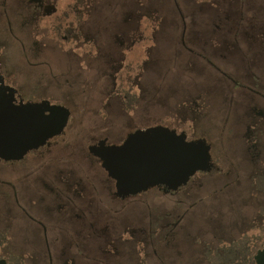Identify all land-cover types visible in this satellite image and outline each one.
<instances>
[{"label":"rangeland","instance_id":"obj_1","mask_svg":"<svg viewBox=\"0 0 264 264\" xmlns=\"http://www.w3.org/2000/svg\"><path fill=\"white\" fill-rule=\"evenodd\" d=\"M79 2L87 16L82 36L97 41L94 52L89 53V45L82 57L78 46L75 52L70 49L72 38L47 37L36 21L26 30L13 18L15 25L9 27L0 8L2 74L25 98L42 86L38 98L47 97L72 113L64 137L49 150L26 157L21 162L25 167L0 161V204L9 208L15 203V188L25 206L21 190L27 188L26 196L40 205L37 211L28 210L29 228L18 215L21 220L13 223L11 232L1 221L0 231L10 234L18 254L27 250L35 255L34 243L44 241L35 222L42 223L49 230L55 262L59 235L66 237V264H209L206 246L216 245L215 240L226 245L241 242L255 225L258 202H264V195L259 194L257 202L246 188L250 169L258 166L247 160L244 137L254 130L262 134L257 148L262 159L258 165L263 164L264 99L258 93L264 95V0ZM8 4L10 13H31L33 8L30 0ZM149 31L151 43L139 55L133 39ZM32 46L34 57L26 60L22 53ZM115 64H123V71L132 67L130 92L138 95L137 102L122 100L124 93L113 83ZM157 126L185 132L190 142L205 140L217 170L193 177L178 192L182 203L153 195L118 200L114 183L88 147L103 137L120 144L137 130ZM60 203L64 214L55 212ZM41 212H48L54 222ZM157 216L161 228L151 239L150 225ZM176 217L179 228L170 231ZM25 230L32 235L29 250ZM259 248L252 244L242 256L243 264H250Z\"/></svg>","mask_w":264,"mask_h":264},{"label":"water","instance_id":"obj_2","mask_svg":"<svg viewBox=\"0 0 264 264\" xmlns=\"http://www.w3.org/2000/svg\"><path fill=\"white\" fill-rule=\"evenodd\" d=\"M17 93L5 85L0 74V160L5 162H21L29 153L47 146L64 133L71 118L68 108L49 101L15 106ZM89 152L115 182V195L120 199L157 187L177 192L198 173L214 168L205 140L190 142L184 132L162 126L138 130L121 145L101 140L90 146ZM255 264H264V249L255 256Z\"/></svg>","mask_w":264,"mask_h":264},{"label":"flooded vegetation","instance_id":"obj_3","mask_svg":"<svg viewBox=\"0 0 264 264\" xmlns=\"http://www.w3.org/2000/svg\"><path fill=\"white\" fill-rule=\"evenodd\" d=\"M9 2H10V0H3L0 3L1 12H3L4 16L6 15L8 17V18H6V21H7L6 23L9 25V27H13L15 25V24H12L15 22L11 21L13 18L20 19L21 20L20 23L22 24V26H25L26 30L32 24V21H34V22L36 21L37 27H41V28H38V30L41 29L43 31V33L45 34V36H47V37L58 38V39H61V41L70 40L72 38L71 41H72L73 46L70 47V49L73 48L74 49L73 51L75 52L76 51L75 48L78 46L77 50L81 51V54L79 53L80 57L84 56L83 55L84 51L86 50V48L89 45H90V47L88 48V51H90L89 53H93L94 52L93 50L95 48H97L95 46V44H97V41L92 40L91 38L82 36L81 29H82V25L87 21V16L84 13L85 8L83 11L84 4L82 2H79V0H72V1L69 0L68 3H66L65 0H30L29 7L33 6V8H31V13H28L26 11L23 12V11L13 10V9H12L13 12L10 13L11 9H10L9 4H8ZM0 19H2V16H0ZM8 19H10L11 23L9 22ZM151 33H152V31H149L148 35H143L141 33L142 35L140 37H135L133 39V40H135V42L138 45V50H137L138 52L137 53H139V55L141 53H145L146 48H148V45L151 43L150 42V40L152 39ZM29 36L30 35H28V37ZM35 42L37 45L39 44V43H37L36 39H35ZM44 44H46V43H44ZM127 48L130 50L131 45L127 46ZM30 49H29L30 50L29 53H26V52L22 53L23 57L26 58V60H29L30 56L34 57L33 53H35V51L33 49V46ZM65 51H67V50H65ZM130 51H131L130 52L131 54H136V51H134V52H132V50H130ZM53 53H54V51H53ZM115 65H117V68H116L115 72L113 71L114 72L113 76H118L119 74H121L123 72H128L130 70V67H128L127 71H123V67H125V66H123V64L122 65L115 64ZM30 66H31V64H30ZM8 68H10V67H8ZM60 68H61V66H60ZM262 70L260 69V73L263 76L264 72ZM0 74L4 79L5 85L17 90V92H18L16 95V101L14 102L15 106H19L21 102L24 105H27V104H39L43 101H49V99L47 97L41 99V98H38V96H37L38 93L43 92L42 86H40V87L37 86L35 89L33 88L31 91L32 93L29 94V96L27 95L28 98H25L23 96V94L21 93L20 89H18L16 86H14L12 84H9V82L7 80L8 78L2 74L1 66H0ZM255 78L258 79V77H255ZM258 94H260V98L262 96V98L264 99V95L261 92H259ZM135 97H138V95L137 94H136V96L132 95L131 100H133L132 98H134L135 101L137 102L138 99ZM50 103L52 105H56V104H53L52 102H50ZM71 116H72V113H71ZM149 128H153V127H149ZM149 128H146V129H149ZM253 132L254 133H248L247 135L244 136L246 138L245 143L249 144L250 136L255 137L253 139L257 141V139L259 138L258 137V131L254 130ZM180 133H182V132H180ZM63 134L61 136H63ZM61 136H58V137L54 138L53 140H51L47 146L40 148L39 150H37L35 152H31V153L32 154L38 153L40 150H43L47 147H50V145L54 141H56L57 138H60ZM126 139L127 138H125V140ZM101 140H106L107 145H121L125 141L124 140L120 144L119 143H112V142H110L108 137H103V139L99 138V140L96 142V144H98V142H100ZM260 143H262V139H261V141L258 139V143H256V144H260ZM96 144H93V145H96ZM88 150H89V147H88ZM249 150H250V147L248 148V151ZM31 153H29L26 157L31 155ZM88 153L90 154V152H88ZM253 153H254L255 163H261L262 162L261 154L258 153L257 147L254 148ZM90 155H92V154H90ZM26 157L23 161H25L27 159ZM96 159H98V158H96ZM0 161L5 162L2 160H0ZM23 161H21V162H23ZM21 162H5V163H8V164L18 163L19 165L25 167V165ZM217 168H218V166L214 164L213 170H215V169L217 170ZM261 175H262V171L259 169H256L255 172L253 173V177H252L253 179L250 180L248 186L246 187V188H250L251 195H252L253 199L256 200L257 202H258V198L260 196L259 194L264 195V182H262L259 178ZM194 178H192V179H194ZM192 179L190 180V182L192 181ZM109 182L114 183V185H115V182L113 180H111ZM186 186H184V187H186ZM184 187H182V188H184ZM182 188H180L176 193H178ZM28 189H29V186H28ZM153 189L160 190V191L162 189L165 190L164 187H157V188H153ZM153 189H151V190H153ZM151 190H149V191H151ZM21 191H22L21 194H25V195H22V197L25 196L26 200H24V204L26 207H28L27 209L25 206H23L18 201V196H17L18 191L15 192V188L13 189V192L15 195V203L10 204L9 208L4 207V206H2V204H0V217H3L2 219H0V221L3 223H6V228L8 230H10V232L12 230L13 223H15L18 220H21L19 218V216H22V218H23L22 220L25 224V227L29 228L28 224L31 222L30 216L32 213V212L28 211L29 208L32 211L33 210L37 211L38 208H40V205L36 204L34 202L35 200L33 198H31V196L30 197L26 196V193L28 192L27 188L25 190H21ZM148 192H146V193H148ZM146 193H143V194H146ZM140 195H142V194H140ZM138 196L139 195H137L135 197H138ZM135 197H130V198H126V199H120L117 197V199L120 201L121 200L125 201V200H130L131 198H135ZM42 200H43V198H42ZM8 202H11V199L8 200ZM13 205H14V207H13ZM61 205H63V203H60L58 205L57 209H55V212L56 213L62 212V214H64L65 211L62 209ZM13 211L16 214V215H14V219H12ZM41 213H43L42 217L45 220L49 221V223L54 222L53 219H50L51 216L49 215L48 212H41ZM90 223H91L90 227L92 228L91 230H93V227H94L93 223L91 221H90ZM35 226L40 231V234L39 233L38 234L41 235V240H44L39 244L34 243L35 244L34 247H35L36 252H37V254H35V255H30L29 251H27V250H25L27 254L25 252H23L21 255L18 254L16 252V250L14 249V247H11L10 234L7 233L6 231L5 232L0 231V264L2 261H5L6 264H66V262L69 261V259L67 258L68 257L67 254H68V251L70 250V247H65L66 246V244H65L66 237L64 235H59V236H61L60 237V243L55 245L58 249V251L56 252L55 255H58L57 253H59L60 256H59L58 260L55 262L54 261V255H52V251H51L52 245L50 244V241L47 240V235H48L49 230L42 223H39V222H35ZM69 228H71V226L66 227L67 232L70 230ZM24 234L27 236V239L24 238V240H25L24 246L26 249H28L27 241H32V239H31L32 235H30V232H27L26 230H25ZM60 234H62V233H60ZM90 234H94V233H90ZM62 241H64V242H62ZM215 241L217 243L221 242L220 240H215ZM212 247H215V246H212ZM257 247H258V245H257ZM259 247H260L259 250L256 251L255 254L251 257L252 260H251L250 264H255V256L257 255V253L260 250L264 249V228H263V234H262V241H261ZM67 248H68V251H67ZM248 251H250V250H248ZM30 257H31V259H29ZM70 262H72V260H70ZM75 264H76V261H75Z\"/></svg>","mask_w":264,"mask_h":264},{"label":"trees","instance_id":"obj_4","mask_svg":"<svg viewBox=\"0 0 264 264\" xmlns=\"http://www.w3.org/2000/svg\"><path fill=\"white\" fill-rule=\"evenodd\" d=\"M128 67H130V70L128 72H125L124 74H122V73L119 74L118 76H116L115 81H113L114 85H116V87H119L120 92L124 93V94H122L123 95L122 100L124 101V103H126V102L128 103V101L131 100L132 93L130 91H131V89L133 90V88H131L132 85H130L129 80L134 76V74H133L132 67L130 65ZM133 101H134V98H133ZM61 137H64V136H61ZM258 137H259L258 139L261 141L262 134H258ZM57 139H59V138H57ZM252 139H253V136H250V142H249L250 150L248 152L247 160L251 161V163L254 166H258V167L257 168L252 167L250 169L251 172L249 173L248 179H247L248 184H249L250 180L253 179L252 178L253 173L255 172L256 169L263 171L262 175L259 178L262 182H264V163L261 165H258V163H255L253 151H254L255 147H258V144H256V145L252 144V142L254 141ZM51 145H50V147H51ZM50 147H47L43 150L47 151V150H49ZM43 150H40V152H42ZM258 153L260 154V152H258ZM33 154L36 155L38 153H33ZM198 175L205 176V175H207V173H198ZM151 191H153V193L142 194V195H139L138 197L131 198V199H137L140 197L141 198L147 197L146 199H148L151 197L150 195H153L152 197H154L155 199H157L159 197H170V198H176L175 202L182 203L181 199L179 198V193L167 192L166 190H163V189L161 191L156 190V189H153ZM258 203L259 204H257V206H256V213L258 214V216L256 218L255 225H252L250 227L249 231L247 230V232H245L242 235V237L240 238L241 242H239V243L236 242V244H233V245H226L223 242H218L215 245L211 242L210 246H206L205 252H207V254H208L209 264H223L224 261H227V264H243L244 263V258H243L244 256L243 255L247 256L246 252L248 250H250V246L252 244L260 245V243L262 241V234H263V228H264V202L259 201ZM156 204L157 203H155L154 205H156ZM153 208H155V207H153ZM156 208H157V206H156ZM153 212H155V210ZM152 218H154V217H152ZM179 219L180 218L176 217V219L173 220L174 223L172 224V228L170 231H173V230L179 228V224L177 221ZM159 220H160L159 216L155 217V220L150 225V230L152 231L150 238L153 236V234L157 228H161V227H157V225H156ZM250 231H253L252 236H251ZM254 235H256V236L253 239ZM147 236L148 235H146V238L149 237V236L148 237ZM146 244H147V242H146ZM212 246H215V247H212ZM251 260H252V258L250 257V259H249L250 263H251Z\"/></svg>","mask_w":264,"mask_h":264}]
</instances>
